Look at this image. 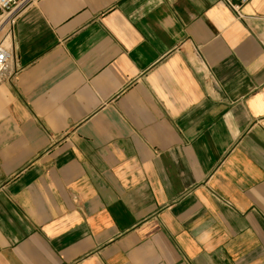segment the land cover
<instances>
[{"label":"crops","instance_id":"0c3cea01","mask_svg":"<svg viewBox=\"0 0 264 264\" xmlns=\"http://www.w3.org/2000/svg\"><path fill=\"white\" fill-rule=\"evenodd\" d=\"M0 86V264H264V0H35Z\"/></svg>","mask_w":264,"mask_h":264},{"label":"built area","instance_id":"2783aa9c","mask_svg":"<svg viewBox=\"0 0 264 264\" xmlns=\"http://www.w3.org/2000/svg\"><path fill=\"white\" fill-rule=\"evenodd\" d=\"M35 0H0V79L16 60L15 26L20 14ZM238 16L251 0H220Z\"/></svg>","mask_w":264,"mask_h":264},{"label":"rangeland","instance_id":"374dc122","mask_svg":"<svg viewBox=\"0 0 264 264\" xmlns=\"http://www.w3.org/2000/svg\"><path fill=\"white\" fill-rule=\"evenodd\" d=\"M7 74L8 72H5V74L0 79V86H3L9 80V78L7 77Z\"/></svg>","mask_w":264,"mask_h":264}]
</instances>
